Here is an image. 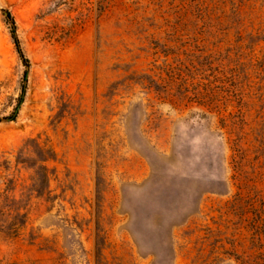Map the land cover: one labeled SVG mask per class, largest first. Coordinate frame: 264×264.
<instances>
[{
	"label": "rangeland",
	"instance_id": "374dc122",
	"mask_svg": "<svg viewBox=\"0 0 264 264\" xmlns=\"http://www.w3.org/2000/svg\"><path fill=\"white\" fill-rule=\"evenodd\" d=\"M0 264H264V0H0Z\"/></svg>",
	"mask_w": 264,
	"mask_h": 264
},
{
	"label": "trees",
	"instance_id": "16d2710c",
	"mask_svg": "<svg viewBox=\"0 0 264 264\" xmlns=\"http://www.w3.org/2000/svg\"><path fill=\"white\" fill-rule=\"evenodd\" d=\"M6 16H7V19L10 21V23L12 24V36H13V39H14V42L17 46V49L22 57V59L28 64V60L24 57L23 55V52L21 50V46H20V41L16 35V31L14 30V27H15V21H14V18L12 16V14L10 12H6Z\"/></svg>",
	"mask_w": 264,
	"mask_h": 264
},
{
	"label": "water",
	"instance_id": "95a60500",
	"mask_svg": "<svg viewBox=\"0 0 264 264\" xmlns=\"http://www.w3.org/2000/svg\"><path fill=\"white\" fill-rule=\"evenodd\" d=\"M26 83H27V81H26ZM26 88V87H25ZM25 96V93L23 94V97ZM11 119V118H10Z\"/></svg>",
	"mask_w": 264,
	"mask_h": 264
}]
</instances>
